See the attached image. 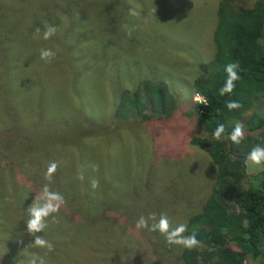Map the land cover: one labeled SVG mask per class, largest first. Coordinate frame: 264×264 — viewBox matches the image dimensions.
I'll return each mask as SVG.
<instances>
[{"label":"rangeland","instance_id":"1","mask_svg":"<svg viewBox=\"0 0 264 264\" xmlns=\"http://www.w3.org/2000/svg\"><path fill=\"white\" fill-rule=\"evenodd\" d=\"M119 1L123 25L102 33L103 24L83 1L65 0V22L48 40L40 31L30 38V29H22L29 23L20 2L2 9L7 13L0 16V38L7 49L0 52V86L11 87L7 109L15 122L0 136L16 146L0 147V264H30L34 258L36 264H179L177 245L135 223L142 215L155 213L158 220L163 213L172 228L185 224L211 187L215 167L189 142L204 134L192 109L199 96L190 81L196 61L213 53L218 0ZM244 1L249 6L253 0ZM48 7L33 10L42 14ZM130 8L139 16H131ZM41 49L56 55L46 62ZM142 78L168 85L177 104L170 118L113 115L118 92ZM15 151L22 163L8 164ZM51 162L57 168L49 182L44 174ZM245 170L254 172L246 163ZM93 180L100 190L95 195L109 198L99 210L109 207L112 228L99 229L103 213L72 209L73 199L85 198L72 190H89L86 183ZM45 184L65 201L37 233L53 244L52 252L33 246L26 232L28 208ZM244 262L259 264L249 256Z\"/></svg>","mask_w":264,"mask_h":264},{"label":"trees","instance_id":"2","mask_svg":"<svg viewBox=\"0 0 264 264\" xmlns=\"http://www.w3.org/2000/svg\"><path fill=\"white\" fill-rule=\"evenodd\" d=\"M81 1L85 11L92 10L91 15L103 24L102 33H115L123 25L126 14L119 0ZM18 2L26 11L29 25L23 24L22 29L26 26L30 29V38L37 36L39 31L43 33L49 25L65 22V0L60 3L58 0H0V16L7 13L2 9ZM244 2L218 0L211 32L213 53L205 61H196L194 77L190 81L192 91L203 97L206 104L193 101L195 119L204 134L190 137L189 142L208 155L215 172L199 210L189 214L184 224L187 231L183 235L195 232L201 246L192 250L178 246L179 264H245V256L264 264V170L250 174L245 170L247 153L257 144L264 146V0H253L249 6ZM47 3L50 4L47 13L34 12V7ZM96 7L97 11L94 10ZM6 49L0 38V52ZM12 60L10 58L7 63ZM229 63L239 65L236 70L240 79L235 82L232 93L221 96L219 89L226 81L225 65ZM10 91L11 87L0 86V135L7 131V123L15 122L10 106L7 109ZM229 100L238 101L241 107L229 111L225 107ZM111 104L113 115L121 118L137 116L141 120L170 118L177 106L166 83L147 78H142L131 90L118 92ZM237 122L245 126V139L239 145L228 139ZM218 124H224L225 129L221 140L213 138ZM11 142L16 146L14 139L2 140L0 136V147L4 145L7 149ZM20 157L21 154L15 151L8 164L22 163ZM86 184L89 190H72L85 194V198L78 195L79 199H73L72 209L103 213L99 229L112 228L107 216L109 207L103 206L99 210L109 201L107 194L102 193L98 198L95 194L100 190H94L92 181ZM65 190H71V187L65 186Z\"/></svg>","mask_w":264,"mask_h":264},{"label":"clouds","instance_id":"3","mask_svg":"<svg viewBox=\"0 0 264 264\" xmlns=\"http://www.w3.org/2000/svg\"><path fill=\"white\" fill-rule=\"evenodd\" d=\"M156 8L153 9V12ZM129 14L131 16H139V12L134 9H129ZM39 31V29H37ZM56 33L55 26L49 25L43 32V39L48 40ZM56 53L51 49H41L40 59L50 62L54 58ZM239 65L237 63H229L225 65V72L227 74L226 81L224 85L219 89V95L224 96L230 94L235 89V82L240 79L237 68ZM200 103L206 104V100L203 97L196 98ZM225 107L229 110H236L241 107L240 103L236 100L226 101ZM244 125L237 122L232 131L228 134V139L235 145H239L242 140L245 139ZM224 124H218L213 131V138L216 140H221L224 133ZM245 163L253 171L264 170V146L257 144L251 148L245 157ZM57 164L51 162L47 167L44 174V179L51 182L52 175L55 173ZM82 179V177H80ZM97 181H92V186L96 187ZM64 197L59 192H53L50 190L49 185L45 184L39 196L35 197V202L31 207L28 208L29 219L26 221V232L34 237L32 242L33 246L38 248H44L47 252H52L54 250L53 244L37 235V233L42 232L46 227V218L52 213L59 211L60 206L64 203ZM149 220L153 223L149 224ZM137 229H147L150 232H159L165 240L168 246L177 245L182 248L192 250L201 246V241L197 239L195 232L188 236H184L183 233L187 231L186 225L179 224L175 228H172L168 217L165 214H160L157 220L156 214L152 213L147 218L143 215L135 223ZM30 264H36V259L34 258ZM40 264H43V260H40Z\"/></svg>","mask_w":264,"mask_h":264}]
</instances>
